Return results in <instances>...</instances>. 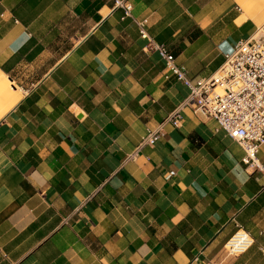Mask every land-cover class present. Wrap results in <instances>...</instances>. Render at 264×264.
I'll return each instance as SVG.
<instances>
[{"label":"crops","instance_id":"1","mask_svg":"<svg viewBox=\"0 0 264 264\" xmlns=\"http://www.w3.org/2000/svg\"><path fill=\"white\" fill-rule=\"evenodd\" d=\"M116 1L0 0V264H264V145L246 169L136 24L199 80L264 35V0Z\"/></svg>","mask_w":264,"mask_h":264},{"label":"built area","instance_id":"2","mask_svg":"<svg viewBox=\"0 0 264 264\" xmlns=\"http://www.w3.org/2000/svg\"><path fill=\"white\" fill-rule=\"evenodd\" d=\"M116 5L123 10V19L131 17L130 3L116 1ZM146 23L136 22L139 34L158 51L166 71L165 78L179 82L189 92L181 106L190 107L195 117L214 121L216 130L224 132L241 148L242 165L246 169L262 171L258 153L264 145V35L255 34L238 41L214 74L192 80L182 67L176 65L175 58L164 46L150 41ZM180 107L167 118L176 128L181 120ZM160 135L159 130L150 132L141 144H152ZM253 243L251 235L238 227L226 242L224 252L227 257L235 258L244 254Z\"/></svg>","mask_w":264,"mask_h":264},{"label":"rangeland","instance_id":"3","mask_svg":"<svg viewBox=\"0 0 264 264\" xmlns=\"http://www.w3.org/2000/svg\"><path fill=\"white\" fill-rule=\"evenodd\" d=\"M223 255H224V257H227L226 254H225V252H223Z\"/></svg>","mask_w":264,"mask_h":264}]
</instances>
